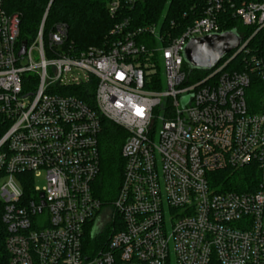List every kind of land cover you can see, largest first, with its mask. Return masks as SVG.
I'll use <instances>...</instances> for the list:
<instances>
[{"label": "built area", "instance_id": "1", "mask_svg": "<svg viewBox=\"0 0 264 264\" xmlns=\"http://www.w3.org/2000/svg\"><path fill=\"white\" fill-rule=\"evenodd\" d=\"M118 7L113 1L111 14ZM48 11L20 55L21 17L0 0V200L10 263L264 264V0H206L178 33L156 24L130 30L125 21L112 43L82 53L66 24L46 30ZM230 17L251 35L239 33L237 49L190 77L189 41L227 31ZM163 74L167 87L155 88ZM83 86L94 87L92 104L74 94ZM104 120L127 132L125 165L109 241L89 254L87 230L99 227L105 207L93 190ZM229 169L254 170L248 190L213 186Z\"/></svg>", "mask_w": 264, "mask_h": 264}, {"label": "trees", "instance_id": "2", "mask_svg": "<svg viewBox=\"0 0 264 264\" xmlns=\"http://www.w3.org/2000/svg\"><path fill=\"white\" fill-rule=\"evenodd\" d=\"M115 0H2L8 13H18L21 17L22 38L28 40L38 32L46 10V30L56 24L64 23L68 27V43L76 53H82L91 48H102L112 43L117 34L112 31L117 25L128 21L127 28L132 30L147 25H159L162 31H174L191 23L197 18L205 6L206 0H117L119 7L115 14L110 12V4ZM244 1V0H240ZM249 1V0H247ZM225 15V14H224ZM227 30L236 28L251 35L249 28L238 19L230 17ZM47 35V34H46ZM45 35V37H46ZM263 35L254 37V43H259ZM153 45L156 39L148 34L142 37ZM263 44V43H262ZM156 61L157 57L153 56ZM234 68L242 66V59L238 55L233 62ZM190 77H201L207 71L191 70ZM159 73L156 80H162ZM162 83L155 88H162ZM89 103H93L94 87L83 86L74 92ZM127 132L115 123L104 120L100 137L101 168L93 190L105 207H111L116 200L121 183L125 161L121 149L126 140ZM213 186L220 191H245L254 176V170H224L215 173ZM4 205L0 200V264H11L10 254L6 247L8 231L3 223ZM112 225L107 229L91 226L87 230L85 245L89 254H95L109 241ZM111 226V228H110ZM211 264H219L213 258Z\"/></svg>", "mask_w": 264, "mask_h": 264}, {"label": "water", "instance_id": "3", "mask_svg": "<svg viewBox=\"0 0 264 264\" xmlns=\"http://www.w3.org/2000/svg\"><path fill=\"white\" fill-rule=\"evenodd\" d=\"M243 41L236 28L222 33H213L204 37L193 38L185 49V61L193 69L210 71L229 53L237 49ZM27 41L22 42L20 55L25 54Z\"/></svg>", "mask_w": 264, "mask_h": 264}, {"label": "rangeland", "instance_id": "4", "mask_svg": "<svg viewBox=\"0 0 264 264\" xmlns=\"http://www.w3.org/2000/svg\"><path fill=\"white\" fill-rule=\"evenodd\" d=\"M166 87H167L166 76L163 74V89H165ZM36 183L37 185L42 187L45 184V180L44 178H39L36 180ZM115 217H116V210L113 207V205L111 207H104L102 211L99 213V215L96 217V223L99 227L105 230L107 229V226L113 224V221H115ZM94 223L95 221L92 222L89 227L91 228V226H93ZM114 226L115 225H112V229L114 228ZM174 261L175 260L173 258V263Z\"/></svg>", "mask_w": 264, "mask_h": 264}]
</instances>
